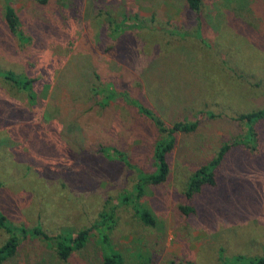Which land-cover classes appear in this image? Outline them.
Listing matches in <instances>:
<instances>
[{
    "label": "rangeland",
    "instance_id": "1",
    "mask_svg": "<svg viewBox=\"0 0 264 264\" xmlns=\"http://www.w3.org/2000/svg\"><path fill=\"white\" fill-rule=\"evenodd\" d=\"M6 6L18 17L17 34L5 23ZM134 21L143 28L112 32L111 23ZM6 72L33 81L31 91L6 82ZM93 72L168 127L199 122L196 132L176 135L165 183L138 200L153 226L119 202L139 170L152 171L160 135L119 99L99 106L89 91ZM263 109L264 0H202L199 13L185 0H0V212L16 227L76 234L114 205L109 244L123 264L261 257L264 118L250 131L240 117ZM224 146L215 185L189 199L190 176ZM8 237L0 229V246ZM93 239L63 262L54 239L26 237L3 264H101Z\"/></svg>",
    "mask_w": 264,
    "mask_h": 264
},
{
    "label": "trees",
    "instance_id": "2",
    "mask_svg": "<svg viewBox=\"0 0 264 264\" xmlns=\"http://www.w3.org/2000/svg\"><path fill=\"white\" fill-rule=\"evenodd\" d=\"M32 1L42 6L46 5L48 2V0ZM185 3L187 8L193 13H199L202 6V0H185ZM4 12L5 23L9 31L13 34H17L19 20L15 11L11 7L6 6ZM111 24L113 25L112 32L115 34H120L124 31L126 32V30H140L143 28L142 26H139V24L135 23V21L134 23L125 26L122 25L123 23L113 22ZM92 74L93 83L89 88V91L92 96L100 99V101L97 102L99 106L106 107L110 101L119 99L125 105H129V107L133 109V112L148 119L160 135V140H158L154 145L152 151V171L150 173H144L139 170L134 191L119 202L120 206H130L144 225L153 226L155 225L154 217L148 210L138 204V200L144 195L145 190L153 189L165 183L170 174L169 156L175 147L176 135L191 134L196 132L199 127V122L179 121L171 127H168L139 101L131 99L128 95L123 93H117L110 85H103L100 82L99 76L94 72ZM2 76L6 82L11 83L23 91H29L33 83V81L16 76L12 72L3 73ZM28 96L31 100L36 98L33 92L28 93ZM208 116L209 118L215 117L212 114H208ZM240 118L245 121L247 127H249V130L251 131V124L264 118V109L258 112L243 115ZM227 150L228 146L221 148L216 159L212 160L209 164L199 167L190 176L185 190V195L189 199L200 193L204 187L215 185L214 167L219 164ZM100 152L104 157L110 158V160H117L128 164L126 156L116 149L101 147ZM116 209V206L113 205L107 211L100 213L98 218L89 226V228L82 229L76 234L64 232L54 238L48 236L39 227L31 229L16 227L12 225L6 216L0 212V229L9 236L6 242L0 246V264H3L15 256L22 239L26 237L40 238L46 241L54 239L55 253L57 258L63 262H65L73 252L84 250L91 239L94 238L101 256V264H123L121 255L114 251L109 244V231L115 225ZM182 210L185 213L192 212V209L189 207L182 208ZM226 264H264V255L255 258H245L243 256H239L227 260Z\"/></svg>",
    "mask_w": 264,
    "mask_h": 264
}]
</instances>
